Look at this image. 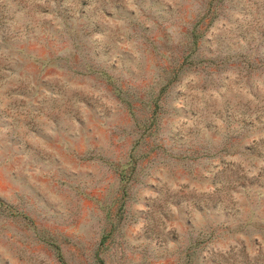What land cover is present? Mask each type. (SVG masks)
I'll list each match as a JSON object with an SVG mask.
<instances>
[{
	"label": "rangeland",
	"instance_id": "obj_1",
	"mask_svg": "<svg viewBox=\"0 0 264 264\" xmlns=\"http://www.w3.org/2000/svg\"><path fill=\"white\" fill-rule=\"evenodd\" d=\"M0 202V264H264V0H0Z\"/></svg>",
	"mask_w": 264,
	"mask_h": 264
},
{
	"label": "trees",
	"instance_id": "obj_2",
	"mask_svg": "<svg viewBox=\"0 0 264 264\" xmlns=\"http://www.w3.org/2000/svg\"><path fill=\"white\" fill-rule=\"evenodd\" d=\"M198 37L199 35L195 31H191L189 35L186 36V39H185V42L182 48V55L186 53L187 54L186 56H191L198 49V46H197ZM180 67H181V64H179L178 66H174L173 68H170L167 70L166 72L167 73V77H166L167 84L174 80L176 76V68H180ZM103 75L106 77V80H105L106 83L111 84L112 77L106 73H103ZM140 102L142 104H145V106L148 109H150L153 105H155V102L152 99L146 100L145 102L144 100L140 99ZM136 109L137 108L133 106L132 101L128 103L127 111L129 112V114H131L132 116H135ZM131 160L133 161V165L134 163L136 164L137 160L135 159V155L131 156ZM0 204L2 205L3 203L0 202ZM55 251H56V258L58 259V261L61 262V264H65L62 260V256L59 253V251L57 249H55Z\"/></svg>",
	"mask_w": 264,
	"mask_h": 264
}]
</instances>
